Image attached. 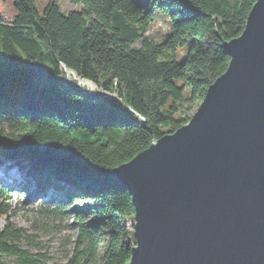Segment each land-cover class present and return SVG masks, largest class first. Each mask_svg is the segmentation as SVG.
I'll use <instances>...</instances> for the list:
<instances>
[{
    "label": "trees",
    "instance_id": "1",
    "mask_svg": "<svg viewBox=\"0 0 264 264\" xmlns=\"http://www.w3.org/2000/svg\"><path fill=\"white\" fill-rule=\"evenodd\" d=\"M71 1L84 8L65 14L49 0L40 13L36 0H0L3 159L31 157L32 177L58 194L40 211L73 215L79 227L68 259L50 263L23 244L27 229L12 220L0 183V264L130 262L136 209L111 170L189 122L227 70L224 44L242 34L257 0ZM157 7L172 24L161 41L148 34ZM65 66L121 103L77 88Z\"/></svg>",
    "mask_w": 264,
    "mask_h": 264
},
{
    "label": "water",
    "instance_id": "2",
    "mask_svg": "<svg viewBox=\"0 0 264 264\" xmlns=\"http://www.w3.org/2000/svg\"><path fill=\"white\" fill-rule=\"evenodd\" d=\"M224 47L189 122L111 170L136 209L128 264H264V0Z\"/></svg>",
    "mask_w": 264,
    "mask_h": 264
},
{
    "label": "rangeland",
    "instance_id": "3",
    "mask_svg": "<svg viewBox=\"0 0 264 264\" xmlns=\"http://www.w3.org/2000/svg\"><path fill=\"white\" fill-rule=\"evenodd\" d=\"M48 2L49 0H36V6L40 13H43ZM57 3L65 14H68L72 10L81 11L84 8L82 2L57 0ZM9 8L10 6L7 5V10ZM171 29L172 24L169 14L161 11L158 7L155 8L153 24L148 34L152 38L161 41L164 40V36L167 32H170ZM137 45L140 46L141 42H137ZM186 50L187 48L183 47L182 51L179 52V57H182ZM72 73L73 74H70L74 77L75 74L74 72ZM78 79L82 82L88 81L86 79ZM79 81L76 87L82 90L86 89L85 91H87L86 93L88 94H94V92L100 90L94 84L92 86L89 83L82 84ZM198 106L197 104L194 110L191 111L192 114L196 111ZM8 145L9 144H5L4 142L0 143V159L4 157L3 153ZM12 163V166L9 168L10 172H8L7 175H11V178L14 180L9 185L11 194L10 205L14 211L11 218L16 224L24 226L27 229V235L29 236L23 240V244L33 251L46 253L50 263L65 262L74 248L79 233V227L73 220L74 216L41 212L40 209L42 207L51 208L57 204L56 197L58 194H52L56 191L55 188H45V184L42 180L34 179L31 173L28 174L29 165L33 164L31 157H27L21 163H16L14 161H12ZM11 173H16L22 178V181L19 182L18 176H12ZM48 175L49 173L45 174L44 177ZM46 189L50 192H48L47 195H42V190ZM82 202L88 203V201L84 200H82ZM133 218L135 219V217ZM129 222L130 220L127 221V223ZM5 223V218H2L1 224L4 225Z\"/></svg>",
    "mask_w": 264,
    "mask_h": 264
},
{
    "label": "bare ground",
    "instance_id": "4",
    "mask_svg": "<svg viewBox=\"0 0 264 264\" xmlns=\"http://www.w3.org/2000/svg\"><path fill=\"white\" fill-rule=\"evenodd\" d=\"M72 70H70V73H72L71 72ZM87 80V79H86ZM80 82L82 83V84H86V83H89V84H91L92 86H93V83L90 81V80H88L87 82H82L81 80H80ZM95 88V87H94ZM4 173V172H3Z\"/></svg>",
    "mask_w": 264,
    "mask_h": 264
},
{
    "label": "built area",
    "instance_id": "5",
    "mask_svg": "<svg viewBox=\"0 0 264 264\" xmlns=\"http://www.w3.org/2000/svg\"><path fill=\"white\" fill-rule=\"evenodd\" d=\"M127 224H129V225H133V226H134V221L132 220V221H130V222L127 223Z\"/></svg>",
    "mask_w": 264,
    "mask_h": 264
}]
</instances>
